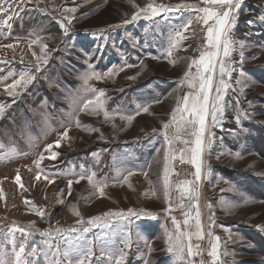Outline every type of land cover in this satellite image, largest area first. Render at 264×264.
I'll use <instances>...</instances> for the list:
<instances>
[{"label": "rangeland", "instance_id": "1", "mask_svg": "<svg viewBox=\"0 0 264 264\" xmlns=\"http://www.w3.org/2000/svg\"><path fill=\"white\" fill-rule=\"evenodd\" d=\"M189 2L196 3L197 8L204 5L203 0H11L10 5H4L8 11L0 14V105L4 106V112L0 114V146L30 151L32 173L22 169L20 186L23 187L17 195L14 188L4 183L10 200L8 209L0 207V221L17 223L32 232V237L39 234L46 238V243L37 241L35 246L40 263H44L46 250L53 253L59 246L61 251L68 247L91 249L90 264H115L114 260H108L106 253L119 255L121 251L124 253L123 264H145V261L157 264L162 257L165 264H201V261L213 264L208 252L211 244L216 242L213 237L218 236L219 260L216 264H264V20H261L264 0H241L239 8L234 10L235 20L228 33L233 50L226 58L233 71L222 77L230 86L222 101L224 116L218 123L210 121L212 143L205 151L204 162L205 171L210 167L211 175L198 182V198L189 199L185 195L181 199L179 191L182 181L195 180L194 167L180 159H170L166 201L164 152L165 149L170 153L173 150L171 146L166 148V143L161 144L160 139L158 148L150 154L146 171L131 170L138 167L137 164L117 163V159L129 158L134 152L128 144L135 139L145 140L152 133L163 132V123L171 119L164 112H168L170 105L172 107V101L162 102L146 116L134 118L130 123L120 116L111 115L106 119L104 111L93 112L91 105L89 109L81 110L87 101L103 92L104 110L107 104L110 112H121L115 100H106L109 86L105 85H109L110 76L119 73L113 71L112 75L103 77L109 70L102 61H107L111 55L110 44L117 45L118 55L122 52L120 48L147 43L144 24L148 17L154 16L140 10L148 4L163 5L169 9L165 13L175 14L183 3ZM70 8H75V12L66 11ZM134 13H139L137 19L143 20L134 30L129 26L114 33L115 36H110L107 30L98 32L112 23L117 22L119 27L127 20L130 24L134 21ZM65 16L72 18L71 24ZM60 21L67 27V34ZM198 24L206 33L207 25L197 21L191 26L190 34L184 35L187 45L192 44L195 55L205 49L206 43L204 35L202 49L197 53L198 38L193 32ZM37 37L40 42L31 44ZM162 38L165 44H172L179 37L171 32ZM41 44L47 45L43 53ZM132 55L139 57L141 54L134 49ZM22 72L29 73L34 79L26 85H16L14 90H6V86L19 79ZM88 72L101 73L102 78L89 79L85 84L81 77ZM217 76L218 83L220 73ZM141 77L134 75L130 86L136 87L134 85ZM237 80H241V84H237ZM130 86L118 85L116 89ZM9 91L13 94L9 95ZM128 102L135 108V101L130 99ZM120 103L123 108L125 102ZM65 130L67 136L63 135ZM49 141L55 146L59 141L60 146L49 153L51 157L56 153L55 158L48 156V161L41 160L37 168L34 156L40 159L41 148ZM178 163L191 168L186 176L178 174ZM130 171L133 175L124 182ZM36 172L40 173V180L36 179ZM93 174L97 187L106 185L102 195L87 180ZM69 181H72L71 194ZM23 204L32 205V219L22 217ZM209 204L211 208L207 206ZM129 209L139 215L127 219L104 216L109 212L127 213ZM197 211L200 212L199 227ZM38 212L44 215H38ZM98 213H101L102 226L96 230L87 221ZM173 218L179 225V232ZM140 219L164 222L165 227L153 233L148 230V235L140 236L132 224ZM85 227L89 229L87 232L83 231ZM57 228L62 231L55 232ZM44 231L51 235H42ZM111 232H116L119 238L113 239ZM198 232L202 233V239L197 238ZM209 232L212 237L208 236ZM180 233L187 234L180 237L185 245L183 259L177 252L168 251L170 239L175 242ZM57 240L61 245L50 243ZM188 244L193 246L194 252L198 245L199 253L189 257ZM133 254L138 257L136 260H133ZM24 258L32 264L28 255ZM51 258H46L47 263ZM64 264H67L66 260Z\"/></svg>", "mask_w": 264, "mask_h": 264}, {"label": "snow or ice", "instance_id": "2", "mask_svg": "<svg viewBox=\"0 0 264 264\" xmlns=\"http://www.w3.org/2000/svg\"><path fill=\"white\" fill-rule=\"evenodd\" d=\"M8 3L11 4V0H0V14H6L8 9L4 7V5ZM241 0H203V4L205 5L202 8H199L198 11L202 12L203 15L198 18V22L202 21L205 25H207V31L205 35V50L201 52L198 59H194L192 63L189 64V71H186L183 74V79L179 82L181 85L187 84L189 89H192L191 92L185 93L182 97V104L178 101L176 108L173 109L171 114V119L169 122L163 123V136L165 143L171 146L176 140H180L186 148H182L180 150V160L181 162L190 163L194 169V177L195 180H185L180 183L179 191L181 195V199L185 195L189 199H192L193 196H197V188L198 182L201 181L202 178H207V176L211 175L210 167L205 171V162L204 155L206 149L212 143L211 139V131L209 124V117H211V121L213 123H218L219 119L224 116V106H223V97L225 91L230 86L229 83L222 79L225 75H230L231 71H233L230 64L226 62V58L230 57L232 52V41L228 38L229 28L234 23L235 16L234 10L238 9L240 6ZM222 9V11L217 10ZM169 9L163 5H153L148 4L145 8L140 11L144 13H150L151 16L160 15L161 12L168 11ZM67 12H75V8L66 9ZM139 13H134L132 19L135 20L138 18ZM147 18V17H146ZM11 19V17H9ZM64 19L68 21L69 24L72 23V18L65 16ZM261 20H264V16L261 17ZM211 22V23H210ZM124 23H128L127 20ZM192 23L190 20L188 25H184V29L188 30V26ZM249 23H252L249 21ZM60 26L64 30V33L67 34V27L64 25L63 21H60ZM176 36L179 37L180 40L185 39L183 33L177 32ZM40 42V38L31 41V44H37ZM31 44L29 47H31ZM178 46L177 41L173 40L171 44V48H175ZM7 47H12V45H7ZM47 45L41 44L40 51L43 53L46 49ZM35 55V53H34ZM169 55H171V50L169 51ZM40 59V58H38ZM244 60L243 52H241V60L242 63ZM46 63V59L44 60ZM195 65L196 73L193 75L191 73V68ZM217 67L219 69V73L221 79L217 83L215 80V74L217 72ZM37 71H39V66H37ZM123 70V69H120ZM114 69L110 68L107 72L103 73V77H108L113 74ZM241 77H243V73H241ZM101 79L102 74L98 72H88L85 73L81 79L87 84L89 79ZM34 79L32 75L27 72H22L20 74L19 79L15 80L12 85H7L6 90L9 88L15 89L16 85H26L31 80ZM131 79V77H130ZM237 84H241V80H237ZM215 86L216 95L212 96L211 93ZM243 90V89H242ZM13 92L9 91V95H12ZM104 93L99 92L98 95L92 99L87 101L84 105V108L81 110L89 109L91 105V111L99 112L104 111V115L106 119L111 118L109 113L103 108V101L101 97H103ZM159 102V101H156ZM140 111L144 113H148L149 108L144 106ZM4 112V106L0 105V114ZM179 114V118H177ZM139 115V111L136 113ZM120 119L126 120L129 123L134 119L133 115H121ZM239 121V117L236 118ZM77 124L79 122L77 121ZM171 129V132L169 130ZM64 136H67V130L63 133ZM182 137H188L186 139ZM56 146L59 147V141H56ZM52 145H47L46 150H51ZM190 153V156L188 155ZM56 153H53L51 158H55ZM239 155V154H237ZM187 157V159H186ZM176 153H170L167 149L164 152L165 166H164V194L167 201L169 195V168L168 161L169 159H175ZM44 159V156L41 155L40 159L35 161L37 168L40 166V161ZM133 175V172H128V175L124 177V182L128 181V177ZM40 173H37L36 179L40 180ZM84 177H81L83 179ZM19 175L16 177V182L20 183ZM47 179V177H45ZM89 184H92L93 187H96V191L103 194V187L106 185H101L97 187L96 182L94 180V174L87 177ZM77 183L79 180L76 181ZM49 183H52L49 180ZM71 184L72 181H69V194H71ZM21 187L23 185L21 184ZM209 208L212 207L211 204L207 205ZM38 215L43 216V212H38ZM79 215L78 212L75 213ZM139 215L133 209H129L127 213L124 212H109L105 213V217H117L120 219H127L130 216ZM185 215H188L186 213ZM197 226L199 227V217L200 212L197 211ZM101 218L99 216L89 218L87 223L92 225L93 227L97 226V222L100 221ZM79 223V221H78ZM107 224V221L104 222ZM173 223L177 225V231L179 232V225L173 218ZM185 224H187V220H185ZM89 229L85 227L83 231L87 232ZM55 232L60 233L62 230L57 228L54 229ZM71 231H76V229H72ZM10 233L20 232L26 235L25 229L20 227H13L9 229ZM42 235L50 236L51 232L44 231ZM186 233H180L179 236L176 237L175 242H172L170 239V246L168 248L169 252H177L181 259H183L185 253V245L181 241V236H186ZM197 238L202 239V233L198 232ZM209 237H212V233H208ZM216 241L211 244V250L208 252V255L213 258V264H216V261L219 260L218 248H219V240L220 237H213ZM2 251V249H0ZM148 251L151 252V247L148 248ZM199 246H196V251H193V246L188 244L187 246V255L189 257L195 256L199 253ZM37 253V249L33 248L32 253L30 255H35ZM46 255V254H45ZM109 261L114 260L115 264H123L124 261V253L121 251L119 255L114 254L113 252L106 253ZM91 256V249L83 250L77 249L74 247L65 248L61 251V248L57 246L56 250L52 253V258L48 260V264H64V261H67V264H90L89 257ZM25 257V245L21 244L18 251L14 249V261L13 264H28V261ZM47 258V256H46ZM0 264H6V261L3 258H0ZM145 264H148L145 261ZM201 264H204L201 261Z\"/></svg>", "mask_w": 264, "mask_h": 264}, {"label": "crops", "instance_id": "3", "mask_svg": "<svg viewBox=\"0 0 264 264\" xmlns=\"http://www.w3.org/2000/svg\"><path fill=\"white\" fill-rule=\"evenodd\" d=\"M182 5L183 6L180 9L176 10L175 14H168L164 12V13H160L161 14L160 16L157 15L154 17H148V22L144 24V28H143V30H145V32H147L148 35L146 44L142 43L140 46H131V47L127 45H126L127 47L123 46L126 48L125 49L120 48V51L122 52L118 55L117 52L119 49L117 48V45L110 44L109 49L111 51L110 52L111 55L109 56V59L107 61H102V62L104 65H107L109 69L110 68L114 69L115 73L116 71H119V73H117L115 77L110 76L109 78L110 83H108L109 85H105V86H109V92L106 90L109 93L108 94L109 96L106 100L109 102L115 100V102L117 103L115 104L119 107V111L121 112H117V113L116 111L110 112L111 111L110 106L108 107L107 104H105L104 106L106 111L109 113V116L112 115L115 117L121 115H133L134 118L137 119L146 116V113L140 111V109H142L144 106H147L149 108L148 111L149 113L153 107L160 105L162 102L166 100L173 102L172 107L170 105V108H168V112H164L166 116H171L172 111L174 108H176L178 101H180V103L182 104L183 95L185 93H189L192 91V89H189L187 87L186 83L181 85L179 82L183 79V74L186 71H189L188 68L189 64L192 63L194 59H198L201 53L199 55H195V51L193 49L192 44L187 45L186 38L183 40H180L178 37L177 40L174 39L178 43V46L175 48H171L170 45L171 43L165 44V41L162 38L167 36L168 33L170 34L171 32L172 33L175 32V34L177 32H181L183 33V35L190 34L189 31L191 26L198 21L199 17L203 15L202 12L198 11L199 8H197L196 3L189 2V3H183ZM204 6L205 5H203L202 7ZM217 10L222 11V9H219V7ZM190 20L192 21V23L188 26V30H185L184 25H188V22ZM140 21L143 20L137 19L130 22V24L125 23L119 27L117 26L118 25L117 22L114 24L112 23L108 27H102L101 29L98 30V32L101 33L102 31L104 32L107 30L110 36H115L114 33H117V31H121V30L123 31V29L129 26H132V29L134 30L135 28L138 27ZM199 22L203 23L202 21ZM113 48L116 49L117 51L115 52ZM134 49L140 51L141 55L139 57H134L132 55V53H134ZM170 50H171V55H169ZM123 53L124 55H122ZM100 66L102 65L100 64ZM135 67H137L136 68L137 71L139 68L138 71L139 73H137L136 71V73L134 74L133 71ZM190 71L193 75H195L196 73L195 65H193ZM120 73L123 76L120 77L118 75ZM134 75H140L142 77L140 79V82H137L138 84L134 85L136 87L133 88L130 86V83H132V80L134 79ZM217 75H219L218 67H217V72L215 74L216 82L218 80ZM116 79H117L116 83L114 84V86L111 87V83H114ZM101 85L102 84H100L99 86ZM118 85H124L130 87H124L123 90L116 89ZM130 89L131 92H128ZM122 93H127V94L124 96L122 95ZM128 93L130 96L128 95ZM215 93L216 92L214 86L211 95L215 96ZM130 99L131 101L136 102L135 108H133L132 103L128 102V100ZM121 101L125 102L123 104V108H121L122 106V104L120 103ZM138 111H139V115H136ZM164 111H167V109ZM177 118H179V114ZM210 121H211V117H209V124ZM169 132H171V129L169 130ZM182 138L186 139L188 137H182ZM159 139L162 142L161 144L165 143L163 134L158 132L152 133L145 140L135 139L134 142L128 144L130 145V147L134 148V152H132L129 158L123 160L117 159V163L129 162V164H132L133 166H136L137 164L139 166L132 167L131 170L135 169L137 171H143V172L146 171L149 167V166L146 167V165L149 164L148 161L151 157L150 154H153L154 151L158 148V146L156 145ZM47 145L53 146L50 151L46 150ZM171 147H172L171 150H173L171 151V153L172 152L176 153L175 159H180L179 158L180 150L182 148H186V146L183 143H181L180 140H176L171 145ZM54 148H57V146H55L52 141H49L47 144L44 145V147L41 148L42 154L44 156V162L48 161L47 158L49 156V153H51ZM166 148H169V145L166 144ZM14 149L15 150L13 149L9 150L4 146L2 147L0 146V207L4 208L6 206L7 209L9 206L7 203H9L10 199L4 190V183L7 182L12 188H14L15 193L17 195V192L19 191L21 186L20 183L16 182V177L19 175V177L21 178L20 182L22 181V174H21L22 169H26V171L32 173L31 172L32 168L29 167L30 165H32V154L30 153V151L29 152L24 151L26 152L24 153L21 152L20 149H16L15 147ZM188 155L190 156V153ZM34 159L35 161L38 160L36 155L34 156ZM93 164L95 163L93 162ZM37 173L38 172H36V175ZM23 206H24V212L22 213L23 214L22 217L32 219V215H30L32 213V205L23 204ZM159 212H161V210L158 211V213ZM97 216L101 218V213H98V215H96L95 217ZM101 223H102L101 220L97 222V226H95L96 230L100 229V227L102 226ZM132 224L134 225L133 228H136L140 232L139 233L140 236L142 234L144 235V233L148 235L147 234L148 230L152 231L153 233V231H157L159 229L163 230L165 227L164 222H160V221L149 222L148 220L143 222L142 219H140L139 221H134L132 222ZM18 225L19 224L17 223L6 224L4 221H0V249H2V251H0V258H3L8 264H13L14 249L15 251H18L20 245L24 244L25 253L27 252V254L25 255L29 256V259L32 260V264H42L40 263L41 259L40 257L37 256L38 255L37 253L35 255H30V254L32 253V249L35 248V246L37 245V241L41 243H46V238L40 236L39 234H34V236L32 237V232H27L26 230H25L26 235L20 232H14V233L9 232V229L13 228L14 226L22 228L21 226ZM28 225H30V223H28ZM111 235L113 239L119 238L116 236V232H111ZM172 236L174 237V234H172ZM50 243L52 245H61L58 240L55 242L51 241ZM45 254H44L43 264H48L46 256L52 257V253L51 251L46 250ZM132 257L133 260H136L138 258L135 254H133ZM160 260L161 261L157 264H165L164 257H162Z\"/></svg>", "mask_w": 264, "mask_h": 264}, {"label": "built area", "instance_id": "4", "mask_svg": "<svg viewBox=\"0 0 264 264\" xmlns=\"http://www.w3.org/2000/svg\"><path fill=\"white\" fill-rule=\"evenodd\" d=\"M195 35H196V38H198V44H197V53H199L202 49V43H203V38H204V34H205V31H204V28L202 25L198 24L195 28H194V32ZM177 168H178V174L179 175H187L188 172L190 171V167L189 166H186V165H181V164H177L176 165Z\"/></svg>", "mask_w": 264, "mask_h": 264}]
</instances>
